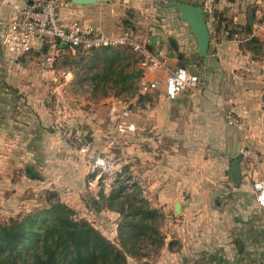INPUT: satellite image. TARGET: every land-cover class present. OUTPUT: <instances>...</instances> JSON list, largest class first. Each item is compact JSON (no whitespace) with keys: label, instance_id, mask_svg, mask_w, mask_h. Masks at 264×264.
<instances>
[{"label":"crops","instance_id":"crops-1","mask_svg":"<svg viewBox=\"0 0 264 264\" xmlns=\"http://www.w3.org/2000/svg\"><path fill=\"white\" fill-rule=\"evenodd\" d=\"M173 1L197 6H202L204 2V0H108L97 1L89 5H79L72 0L71 7L62 10L61 13L65 23L70 24L78 21L93 25L106 34L125 32L129 28L135 30H132L135 34L138 32L137 29L146 30L147 34L150 31L151 34L149 33V36L145 35L144 37L151 40L153 48L167 51L170 70L180 66L194 69L197 64L202 62L205 68L215 72V77L209 83L208 81L204 83L205 94L197 96L201 102L210 107L207 110L204 108L191 110L190 106L195 101V97L186 94V91L191 90H184L175 99H170L164 85L168 71L163 69L156 72H145L149 80L158 79L163 82L157 91L145 95L137 92L132 96L130 106L122 101L126 106V115L130 112L131 106H134L138 109L137 116L139 118L143 117L144 114L141 112L143 99L162 104L165 98L170 103L179 105L176 111L171 112V117H169L168 111L161 109L147 113L149 117L159 119L148 123L150 126L153 124L152 127L149 126V129L155 136L153 139H149L148 151H151L152 147L153 150L147 156L150 161L147 173L150 178L148 182L150 186L149 195L155 199L163 200V204H165L163 205L164 213L167 214V217L165 218V226L161 229L164 232L162 245L156 246L159 252L156 258L152 256L151 260L154 259L151 261L150 258L144 256L133 257L129 258V264L131 262L133 264H264V206H261L256 200L253 177L247 173L248 165L244 168L242 166L243 181L240 189L231 191L234 199L229 202V205H222L217 202L213 206L209 203V199L218 198L224 194L217 183L219 182V173L215 174V187L210 186L211 183H206L210 180L206 173L202 175L203 186H205L203 188L194 185L196 180L189 176L174 179L171 176L173 172L171 169L172 161L169 160L167 145L172 143L170 136L173 133L171 130L177 124L180 133L189 128L186 122L188 117L192 119L195 116L196 118L195 123L192 122L190 125L191 134H203L205 129H212L215 130V134H220V129L224 127L222 126L224 124L223 114L220 110L221 101L229 110L236 109L237 113L241 114L239 116L247 118L242 121L243 130L264 135V58L262 61L251 59L252 52L243 45L253 37L258 38L264 44V23L261 24V16L264 15V0H217L216 12L219 20L215 26V32L211 33L208 63L197 54V41L190 33L187 23L183 22L181 17H176L175 8L164 5ZM43 2L44 0H0V69L3 71L1 80L4 81L5 93L7 86L16 85V82L26 83L29 79L25 76L26 73H23L21 76L24 80L20 77L17 81L11 71L19 69V67L4 61L1 62V57L20 59V57L17 58L6 53L1 46L4 24L14 19L23 8H38ZM130 2L138 8L135 9L136 15H140L141 12L144 17L142 19H130L133 26L127 27L124 22L129 20L127 4ZM158 2L168 17L154 18V11L150 6H154ZM143 3L148 8L140 9ZM254 14L255 22L251 23ZM153 21H158V23H153ZM248 24L250 25V34L241 33L239 36H229L230 30L234 27L247 29ZM153 25L156 28L152 27ZM161 26L164 27L162 30ZM66 50L69 49H63L59 56L64 54ZM117 50L123 51L124 48ZM103 57L102 52V61ZM133 69L142 71L139 62L135 68L132 66L130 71ZM139 80L137 79L135 82L137 91ZM253 86L256 87L255 90L252 88ZM196 91L193 92L196 93ZM158 92L162 93L158 94ZM4 94L1 95L0 92V101L2 97H4V101L5 96H7ZM115 98L113 94L95 97L94 99L89 98L86 103L91 107L86 115H83L77 108L76 114L87 117L88 124L97 135L102 127L101 117L105 115V118L107 117L106 122L109 123V109ZM210 102H215V110H212ZM35 109L43 126L45 108L37 104ZM228 113L235 116L234 113L227 112L224 117ZM0 123L3 124L2 119H0ZM132 124L134 123L132 122ZM19 126L21 127L19 133L25 131L26 127L23 128L21 124ZM0 129L7 132L5 126L0 125ZM140 129L141 126H138L137 130L140 131ZM218 143L216 138L215 144L218 145ZM261 143L260 148L264 150V138ZM227 144L229 145L228 142ZM30 145V147L28 146L29 149L26 147L25 150V145L20 143V151L18 154H14L13 143L9 139L4 142L5 152L2 157L0 156V201L3 199V204L7 205L16 198L22 199L21 191L27 188L29 177L40 183L60 180L71 183L81 180L85 174H88L86 171L88 168H85L81 161L67 160L62 163L63 167L59 171L57 169L58 162L46 161V158L41 155L40 152L43 148L40 150L35 148L37 143ZM156 148H161L158 154ZM28 156L32 161L30 165L26 163ZM138 156L141 155L138 154ZM32 165L35 167L34 170ZM89 170L92 172V164ZM16 182L18 184L15 186L14 183ZM248 183L252 186L253 197L251 191L246 188ZM177 203L181 204L180 213L176 211ZM119 217L118 214L117 220ZM115 222L117 225L116 219L113 223Z\"/></svg>","mask_w":264,"mask_h":264},{"label":"rangeland","instance_id":"rangeland-1","mask_svg":"<svg viewBox=\"0 0 264 264\" xmlns=\"http://www.w3.org/2000/svg\"><path fill=\"white\" fill-rule=\"evenodd\" d=\"M127 6L129 7V19H142L144 17L141 12L140 15H136L135 9L137 10L138 8L134 7L132 2L127 4ZM141 8L145 9L148 7L143 3ZM150 8L154 11V18L168 17L159 2L154 6H150ZM176 11L175 9V15L178 18L180 14ZM158 21L156 22L158 23ZM156 22L153 21V23ZM262 23H264V15L261 16ZM152 27L156 28L155 25ZM157 28L159 29V26ZM163 28L161 26V30ZM137 31V34L142 38H145L144 36L149 33L151 34L150 31L147 34L146 30L142 29H137ZM89 54L79 55L66 50L64 54L56 58L53 66L49 68L42 65L41 58L38 55L18 60L1 57V62L4 61L5 63L19 67L20 70L17 68L11 71L17 81H19L20 77L24 80L23 76H21L23 73H26L25 76L29 80L26 83L16 82V85L7 86L8 88L5 93L4 81L1 80L3 71L0 69V83H2L0 85V92L1 95L4 93V95H7L4 101V97L0 101V119L5 124L0 123V125L5 126V128L7 127V132L0 129V156L2 157L5 152L4 142L7 139L14 145L12 149L14 154H18L20 151V143L25 145V150L26 147L29 149L30 144L35 145L37 143V147L35 148L39 150L43 148L40 153L46 158V161L53 160L59 163L57 167L59 171L63 167L62 163H65L67 160H71L72 162L81 161L85 165V168H88L86 170L88 174H85L81 180L71 183L62 180L40 183L35 182L29 177L27 179V188L21 191L22 199H13L7 205L3 204V199H1L0 223H7L12 218H22L31 211L47 207L50 200L61 201L73 208L79 218L89 220L100 231L105 233L108 238L118 244L119 226L117 225L121 223V218L119 217L117 220L118 213L109 210L107 207H102L100 210L94 208L93 200H99L101 192L108 196L120 187H124L123 192H138L140 198L145 199L152 208L158 210V229L161 233L160 237H162L164 232L161 229L165 226V218L167 217V214L164 213L163 205L165 204H163L162 199H155L149 195L150 186L148 182L150 178L147 175L148 164L150 163L147 156L153 150L152 147L151 151H148L149 139L155 137L149 129L150 125L148 123L159 119H154L152 116L149 117L147 113L155 109H161L168 111L170 113L169 117H171V112L176 111L179 105H174L165 98L162 104L159 102L154 103L149 99H143L141 102V112H144L141 115L143 117L139 118L137 116L138 109L134 106H131L130 112L124 116L125 122H133L137 127L141 126L140 131L136 130L133 133L127 134L118 133L115 127L110 126L109 123L107 124V117L105 118L104 115L101 117L102 127L96 135L91 129L90 124H88L87 117L76 114V108L83 115H86L91 107L86 103V100L110 94L115 95V92L108 89L107 93H105L102 88L96 93L92 91L93 83L91 76L101 70L103 61L101 58L102 51L91 52ZM252 58L262 61L264 58V47L262 46L256 52H253ZM193 71L197 73L200 84L197 87L196 93L186 91L187 95L195 97V101L190 106L191 110L195 108L210 109L197 96L205 94L204 83L207 81L209 83L215 77V72L210 71L209 68H205L202 62L197 64ZM252 88L256 89L254 86ZM132 94L133 96L135 95L134 93ZM116 98L123 101L127 106L131 105L133 99L127 93L121 94ZM37 104L45 108V118L42 114L44 119L43 126L35 109ZM210 104L212 110H215V102H210ZM220 107L224 122L222 125L224 127L220 129V134H215V130L213 131L212 129H205L204 133L199 135L195 133L191 134L190 125L196 121L195 116H193L192 119L190 117L187 118L186 122L189 128L183 133H180L177 129L178 124L171 130L173 133V136H170L172 143L167 144L170 155L169 160L170 162L172 161L171 169L173 172L171 176L174 179L189 176L193 180H196L194 181V185L198 188H203L205 186H203L202 175L206 173L210 177L209 182L206 181V183H211L212 185H209L215 187V174L219 173V182L217 183L224 194H221V197L209 199V203L213 206L217 202L222 205H229V202L234 199L231 193L240 189L241 185L236 187L231 183L230 167L235 159L243 156L244 150L251 149L264 158V150L260 148L264 135L246 132L243 130L242 121L247 118L239 116L241 114L237 113L236 109L229 110L223 101L220 102ZM227 112L235 114L241 122L242 129L228 124L224 117V114ZM20 124L23 128L26 127L25 131L21 133H19V129H21ZM152 126L153 124L150 127ZM156 136L158 137L157 134ZM216 138L219 142L218 145L215 144ZM90 143L93 144L91 145ZM83 148H88V150L84 152L82 151ZM160 149L156 148L157 154ZM29 156L26 159L27 165H30L32 162ZM96 157H104L107 160L108 171L106 173H100V171H96L95 173L90 172L89 169ZM247 162L246 159H243V168L247 165ZM31 167L34 170L35 167L33 165ZM36 169L38 171V167ZM41 175L44 174L41 173ZM90 182H92V185H90ZM138 182L139 185L136 184ZM17 184L18 182L14 183L15 186ZM246 188L252 194V186L249 183ZM115 219L118 223L117 225L116 222L113 223ZM156 246H158L157 243L154 246L153 243H150L149 239H146L141 246V256L148 257L150 260L152 256L156 258L159 254ZM131 264L133 263L131 262Z\"/></svg>","mask_w":264,"mask_h":264},{"label":"trees","instance_id":"trees-1","mask_svg":"<svg viewBox=\"0 0 264 264\" xmlns=\"http://www.w3.org/2000/svg\"><path fill=\"white\" fill-rule=\"evenodd\" d=\"M124 23L133 26L130 19ZM244 29L236 26L229 36L251 33L249 24ZM130 30L133 29H127ZM244 46L253 53L264 44L253 37ZM102 52L101 70L91 76L92 91L96 93L102 88L107 93L110 89L116 97L136 94L135 82L142 77V71L130 68H135L140 58L129 49ZM123 189L120 187L108 196L101 192L100 199L93 200L94 208L107 207L120 215L118 244L92 222L79 218L73 208L50 200L47 207L0 223V264H129V258L141 256L146 239L160 247L163 236L158 229V210L140 198L138 192Z\"/></svg>","mask_w":264,"mask_h":264},{"label":"built area","instance_id":"built-area-1","mask_svg":"<svg viewBox=\"0 0 264 264\" xmlns=\"http://www.w3.org/2000/svg\"><path fill=\"white\" fill-rule=\"evenodd\" d=\"M71 5L72 0H44L38 8L25 7L20 10L14 19L4 24L1 37L4 51L17 58L38 55L42 65L49 68L66 48L79 55L106 49H129L140 58L139 65L144 71L138 83L140 94H149L162 86V81L149 80L145 75L146 71L156 72L162 69L168 71L164 85L170 99H175L184 90L196 91L200 83L197 73L185 66L170 70L167 51L153 48L150 39L142 38L132 31L106 34L93 25L78 21L65 23L62 10ZM216 5L217 0H204L202 4V8L208 13L207 23L211 33L215 32L218 23ZM125 114V104L115 98L109 109V125L115 127L118 133H133L137 127L124 121ZM225 118L229 125L242 129L240 120L233 114L228 113ZM87 150L88 148L82 149L84 152ZM242 157L248 161L247 173L253 177L256 200L264 206V160L251 149L244 150ZM96 171H108V162L104 157L94 158L92 173ZM136 184L139 185V182Z\"/></svg>","mask_w":264,"mask_h":264},{"label":"water","instance_id":"water-1","mask_svg":"<svg viewBox=\"0 0 264 264\" xmlns=\"http://www.w3.org/2000/svg\"><path fill=\"white\" fill-rule=\"evenodd\" d=\"M97 1L108 0H73L75 4L89 5L96 3ZM166 7L175 8L181 17V20L187 23L190 33L195 37L197 41V54L205 60L209 61V51L211 44V32L207 23L208 13L202 8V6L186 4L179 1L168 2L164 4ZM255 22V14L252 16L251 23ZM174 45V42H172ZM243 157L235 159L230 167L231 183L238 187L243 181L242 170ZM176 211L181 212V204L177 203Z\"/></svg>","mask_w":264,"mask_h":264}]
</instances>
